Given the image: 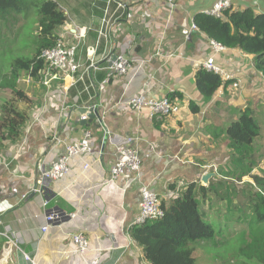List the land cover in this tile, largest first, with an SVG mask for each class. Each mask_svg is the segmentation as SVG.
<instances>
[{"label":"crops","instance_id":"obj_1","mask_svg":"<svg viewBox=\"0 0 264 264\" xmlns=\"http://www.w3.org/2000/svg\"><path fill=\"white\" fill-rule=\"evenodd\" d=\"M54 1L68 18L56 34L64 35L69 45L76 41L73 29L86 35L78 51L81 69L74 78L86 72L93 59L97 67L91 68L93 79L103 88L86 91L83 83L71 87L70 78L53 80L47 87L41 78L27 84V77L23 80L27 87L18 88L28 99H18L23 112L16 109L25 115L19 136L0 131V264H27L4 233H16L20 248L37 264H151L143 249L125 234L139 214L141 185L149 186L168 205L194 184L204 219L218 224L229 239H245L244 243L250 241L254 246L257 229L264 227L254 217L255 202L264 196L255 182L256 176L264 179V75L255 68L253 56L227 49L215 58L232 76L226 86L206 100L195 83L211 46L206 35L193 29L194 17L205 14L218 0H178L173 9L165 0H113L106 20L115 24L108 32L103 20L109 0ZM233 8L264 14V0H235ZM32 13L20 15L19 31L28 23L37 28ZM101 30H106V38L100 36ZM159 44L163 57H153ZM117 54L130 59L153 58L130 83V77H118L106 69L105 59ZM29 56L33 58V54ZM3 71L0 78L6 76ZM18 72L17 85L22 83L21 75L27 74ZM148 80L151 85L144 87ZM142 92L157 100L179 94L174 103L180 112L158 122L151 120L146 110L134 112L126 103ZM96 104L108 109L105 125L112 133L140 139V182H133L131 174L110 181L114 148L104 143V130L97 118L80 120L85 109ZM191 104L199 108L197 113ZM246 109L253 111L261 132L241 157L231 147L227 129ZM87 130L92 132L90 143L104 154L73 159L68 177L50 183L43 195L32 194L38 187L40 169H50L64 152L61 145L53 147L52 137L76 142ZM85 164L90 166L87 171ZM204 166H215L217 171ZM28 194L29 199L22 201ZM43 199L48 202V212L65 218L46 233L42 232ZM241 208L248 211L245 216H241ZM71 213L77 217L68 218ZM76 233L85 234L90 241V251L84 255L69 244V235ZM200 245L208 249L204 243ZM253 253L252 249L255 261L251 264H260ZM208 264L221 262L208 257Z\"/></svg>","mask_w":264,"mask_h":264},{"label":"trees","instance_id":"obj_2","mask_svg":"<svg viewBox=\"0 0 264 264\" xmlns=\"http://www.w3.org/2000/svg\"><path fill=\"white\" fill-rule=\"evenodd\" d=\"M31 10L32 12L35 10L38 28L32 44L35 57L31 60L17 59L12 64L11 76L4 77L8 78L4 86L10 89L13 87V93L20 101H26L27 98L17 88L18 71H25L33 79L40 78L44 71V63L38 61L37 57L43 49L55 45L56 31L68 21L64 11L54 0H0V19L17 17L27 12L28 16ZM194 26L209 40L225 49H239L246 55L253 56L255 68L264 75V14L250 8L244 10L232 8L225 11L222 18L198 14L194 17ZM195 83L206 100H211L221 88L226 86L218 75L204 68L197 71ZM167 98L174 103L175 99L179 98V94H171ZM191 109L194 113L199 111L194 104H191ZM10 113L12 118L2 122L0 130H7L13 138H17L19 127L25 121V115L16 108H12ZM260 132V125L251 109L243 111L239 120L227 129L230 145L241 157L259 137ZM255 182L264 192V179L256 176ZM194 189V184L188 186L182 197L175 198L168 205L163 200V208L166 211L163 219L131 229V239L143 249L144 258L151 264H197L193 245L197 242L212 241L215 238L216 231L213 225L204 219ZM254 213L258 224L264 223V196L258 197L255 202ZM257 235L260 240L252 246L253 256L259 257L260 264H264V234L258 232Z\"/></svg>","mask_w":264,"mask_h":264},{"label":"built area","instance_id":"obj_3","mask_svg":"<svg viewBox=\"0 0 264 264\" xmlns=\"http://www.w3.org/2000/svg\"><path fill=\"white\" fill-rule=\"evenodd\" d=\"M165 1L168 6L173 9L175 8L178 0ZM234 1L235 0H218L210 10L205 12V14L222 18L225 11L233 8ZM111 2H113V0H109L107 8L104 10L105 17L103 20V26L107 32L111 31L115 24V22L111 23L106 20V18L109 16V6ZM121 7L122 6H119V8ZM193 29L197 30L195 26ZM106 30L105 32L103 30L99 32L101 37H107ZM73 32L76 39L74 44L69 45L64 39V35L56 34L55 45L50 48L43 49L37 57L38 61H42L44 63V71L40 77L43 79L42 84L48 87L50 82L53 80H66L67 78H70L71 87L83 83L86 91H101L103 87H101L100 84L93 79V75L91 73V68L97 69V67H95L96 61L93 59L90 60V68H88L86 72L79 76L78 79L74 78V76L76 77L78 75V72L81 69V64L78 60V51L86 35L81 29H73ZM210 46L211 54L204 62H202L201 68L218 75L224 83H227L232 79V76L226 70L218 66L215 61L216 56L227 49L211 40ZM153 57H163L161 44L158 45L156 54ZM171 57L172 56L164 57V59L169 60ZM152 58L130 59L123 54H117L115 56H109L105 59V62L108 66L106 69L118 77H130L129 82L131 83V81H133L140 72L144 71L145 65L150 63ZM31 65H33V63ZM86 78H88V80H86ZM32 79L33 78H31L30 75H27L26 83L31 84ZM19 83L21 82L19 81ZM151 83L152 81L148 80L144 84V87H149ZM103 84H105V82ZM67 89L69 90L68 87ZM126 105L137 113L146 110L149 118L154 121H161L180 112V108L167 97L159 100L152 99L146 96L145 92L131 97L127 101ZM95 108H98L101 112V119L99 122L104 130V143L109 144L114 148L115 162L111 169L110 181L114 182L123 175L131 174L133 176V182H140L142 168V160L139 150L140 139L137 137L116 135L107 129L105 125V116L108 113V109L103 108L101 104L90 105L88 108H86L84 113H82L80 116V120L87 122L89 120V115ZM91 137L92 132L90 130H87L84 133L83 138L76 142H67L61 136L54 135L51 140L53 147L61 145L64 147V152L58 157L56 161L52 163L50 169H40L38 187L32 194L43 195V193L46 192V188H49L50 183L68 177L70 172V162L73 159L81 158L86 155H103L104 153L101 149L95 148L90 143ZM19 157L20 154H17L16 158ZM89 168L90 166L85 164L84 171H87ZM203 168L205 170L214 169L215 172L217 171L215 166H204ZM127 187L129 188L130 185ZM29 196V194L24 195L22 197V201H27ZM47 206L48 202L43 199V208L46 211L44 213L45 226L42 227L43 233L48 232L52 224L61 223L65 219L62 215L56 212H48ZM139 208V214L135 221L125 230V234L130 240V232L133 227L142 226L148 222L161 220L166 215V211L163 208V198L157 192L150 189L149 186L141 185ZM67 217L74 219L77 217V214L71 213ZM4 236L14 244L15 248L18 249L27 264H37L34 258H32L20 248L16 241V233H11L10 235L8 233H4ZM69 244L74 246L75 252L81 255L89 252L91 248L89 239L83 233L69 235Z\"/></svg>","mask_w":264,"mask_h":264},{"label":"rangeland","instance_id":"obj_4","mask_svg":"<svg viewBox=\"0 0 264 264\" xmlns=\"http://www.w3.org/2000/svg\"><path fill=\"white\" fill-rule=\"evenodd\" d=\"M27 14L28 12L24 14V16H27ZM31 15L35 16L34 11ZM14 18L15 17L0 19V70H4L3 74H6L8 78L12 73V70L9 72V68L12 67V64L17 59H29L31 58V56H29L31 54L35 57V50L31 48L30 45L34 44V38L38 33L36 26L32 23L24 25L19 31L22 22V19H19L21 16H17L15 18L16 21ZM14 22H16L17 25H15ZM27 54L29 55L25 56ZM26 77L27 75H21L20 81L22 83L18 84L17 88L24 90L27 87L23 85V80H25ZM8 78H0V126L2 122L9 118L12 108H18L19 110L21 106L24 107L18 99L16 100L13 87L10 89V87L4 86L7 84L6 81ZM13 85L14 83H12V86ZM244 161L245 160L242 159V163L247 164V162ZM241 209L243 211L241 216H245L248 211L246 208ZM206 222L209 223L207 220ZM212 225L216 231V236L212 241L204 242V245L207 246L208 249L203 248L199 242L193 245L197 264H208V257L218 258L221 264H251V261H255L251 254L252 247L250 241L244 243L247 242L245 239L243 242L242 240L229 239V236L225 232H222L218 224ZM259 225L263 226L264 223H260ZM257 231L264 234V227L257 229ZM241 238H243V234ZM258 240H260V238H258Z\"/></svg>","mask_w":264,"mask_h":264},{"label":"water","instance_id":"obj_5","mask_svg":"<svg viewBox=\"0 0 264 264\" xmlns=\"http://www.w3.org/2000/svg\"><path fill=\"white\" fill-rule=\"evenodd\" d=\"M97 118L98 120L101 119V116H100V113H99V109L98 108H95L91 114L89 115V119L93 120ZM48 187V186H47ZM49 188H46V192L48 191Z\"/></svg>","mask_w":264,"mask_h":264}]
</instances>
